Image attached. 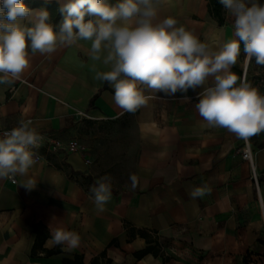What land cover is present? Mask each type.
<instances>
[{"label": "crops", "instance_id": "obj_1", "mask_svg": "<svg viewBox=\"0 0 264 264\" xmlns=\"http://www.w3.org/2000/svg\"><path fill=\"white\" fill-rule=\"evenodd\" d=\"M24 2L32 9L52 4L59 12L57 0ZM156 6L158 19H176V27L212 51L235 38L234 18L225 9L219 23L209 0H159ZM90 47L91 41L78 40L50 54L29 49L19 78L0 83V128L30 120L44 138L67 144L86 136V122L115 124L129 141L126 160L107 162L92 146L52 151L45 139L42 160L27 174H15L16 182L0 178V264H264V131L249 137L257 190L242 158L245 139L208 127L194 106L213 77L172 96L145 89V105L126 112L115 104L114 89L95 79L111 68L103 63L108 50L93 60ZM245 62L241 43L231 68L236 86ZM261 76L264 65L253 58L249 84L259 92ZM102 177L109 178L111 199L98 211L91 188ZM197 189L202 195L193 196ZM57 227L78 234L79 246L51 244Z\"/></svg>", "mask_w": 264, "mask_h": 264}, {"label": "clouds", "instance_id": "obj_2", "mask_svg": "<svg viewBox=\"0 0 264 264\" xmlns=\"http://www.w3.org/2000/svg\"><path fill=\"white\" fill-rule=\"evenodd\" d=\"M158 2L57 0L64 18L54 26L45 8L32 9L24 0H0V83L19 78L29 65V49L32 54H50L58 46L89 40L91 59L100 60L102 49L108 50L103 63L111 68L97 72L95 79L114 89L113 100L124 111L135 112L145 105V89L172 96L195 90L213 77V86L204 87L194 105L207 126L226 128L241 139L264 131V94L247 82L236 86L239 77L231 71L241 43L249 61L255 58L256 64L264 65V4L220 0L234 18L235 38L212 51L183 26L176 27V19H158ZM31 124L22 120L0 136V178L25 175L33 165L29 149L38 147L42 137ZM130 179L135 188L136 177ZM91 191L97 210L104 211L111 199L109 178L102 177ZM192 195L202 193L197 189ZM49 242L72 250L79 246L80 237L57 227L51 230Z\"/></svg>", "mask_w": 264, "mask_h": 264}, {"label": "rangeland", "instance_id": "obj_3", "mask_svg": "<svg viewBox=\"0 0 264 264\" xmlns=\"http://www.w3.org/2000/svg\"><path fill=\"white\" fill-rule=\"evenodd\" d=\"M264 4V0H261ZM85 137H78L79 143L84 146H92L105 154V160L110 163H123L126 160L125 150L129 141L125 140L124 132L117 130L115 124L99 125L86 122ZM85 149V150H86Z\"/></svg>", "mask_w": 264, "mask_h": 264}, {"label": "built area", "instance_id": "obj_4", "mask_svg": "<svg viewBox=\"0 0 264 264\" xmlns=\"http://www.w3.org/2000/svg\"><path fill=\"white\" fill-rule=\"evenodd\" d=\"M249 65L250 61L246 57L245 65L242 69L241 73V82H247L249 83ZM260 82L262 85V89L259 93L264 94V76H261ZM27 121V120H25ZM13 128H0V136L3 135L5 131H10ZM42 139L39 142L38 147L30 148L29 150L33 154V161L39 162L42 160V155L39 152V147L42 146L43 141L46 139L48 141V147L52 151H57L63 147H67L69 150H80L85 151V147L82 146L77 140H71L69 143L64 144L61 140L55 139V138H44V136H41ZM242 158L243 160L247 161L250 164L251 167V178L253 179L255 186L257 187V190H259V174L256 170L255 164H254V156H253V148L250 143L249 138L245 139V144L242 150ZM9 177L13 180V182H16V179L14 178V175H9Z\"/></svg>", "mask_w": 264, "mask_h": 264}, {"label": "trees", "instance_id": "obj_5", "mask_svg": "<svg viewBox=\"0 0 264 264\" xmlns=\"http://www.w3.org/2000/svg\"><path fill=\"white\" fill-rule=\"evenodd\" d=\"M110 4H117L120 0H108ZM40 7L47 9L50 12V15L53 16L54 26H57L63 21V14L56 12V7L52 4H44L43 2L38 4ZM210 11L215 17H217L219 23L224 22V12L225 8L220 3V0H209ZM87 18V17H86ZM151 248H148L146 251H149Z\"/></svg>", "mask_w": 264, "mask_h": 264}]
</instances>
